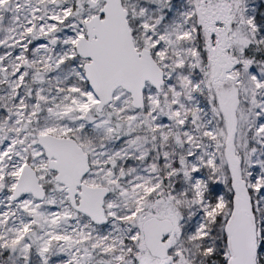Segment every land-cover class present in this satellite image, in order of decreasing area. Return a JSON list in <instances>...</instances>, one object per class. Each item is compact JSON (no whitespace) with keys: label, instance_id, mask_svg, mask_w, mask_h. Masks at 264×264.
I'll list each match as a JSON object with an SVG mask.
<instances>
[{"label":"snow or ice","instance_id":"obj_1","mask_svg":"<svg viewBox=\"0 0 264 264\" xmlns=\"http://www.w3.org/2000/svg\"><path fill=\"white\" fill-rule=\"evenodd\" d=\"M0 264H264V0H0Z\"/></svg>","mask_w":264,"mask_h":264}]
</instances>
